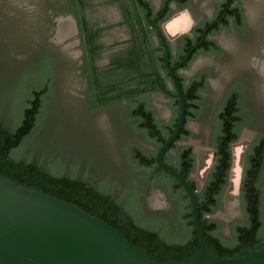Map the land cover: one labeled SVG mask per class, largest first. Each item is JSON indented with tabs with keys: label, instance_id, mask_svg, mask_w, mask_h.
Wrapping results in <instances>:
<instances>
[{
	"label": "trees",
	"instance_id": "1",
	"mask_svg": "<svg viewBox=\"0 0 264 264\" xmlns=\"http://www.w3.org/2000/svg\"><path fill=\"white\" fill-rule=\"evenodd\" d=\"M89 5L91 0L69 1V9L76 15L80 26L81 46L86 54L85 64L81 69L89 79L91 111H120L124 107V99L135 100L142 89L113 91L110 88L111 76L98 73L91 65L90 60L96 53V44L95 34L84 14L85 6ZM178 78L187 101L186 122L199 121L204 111L205 96L202 91L209 90L206 78H193L188 84L185 83L188 79L186 76ZM148 85L144 89L145 94L158 89L155 83L148 81ZM49 91L48 82H44L40 87L32 85L29 88L30 95H25L20 100L15 125L0 123V175L80 205L120 230L133 245L147 249L152 258H158L162 262L171 259L182 261L196 253L200 249V242L189 197L184 193L181 184L156 161V152L162 140L168 139L176 128L180 111L178 99L173 97L169 103L172 116L167 122L155 118V108L149 100L144 102V106L127 107L126 113L121 114L124 115L121 118L127 123L128 130L143 139L154 141L157 147L155 151L144 153V150L140 149L130 151L131 146H125L123 156L133 166V172H127L132 176V180L125 183L116 193L117 183L112 184L109 170L106 172L101 168L88 167L82 174L77 173L76 168L66 172L64 160L61 161L56 156L54 162L43 163L32 156L25 157L22 154L28 142L39 132L36 133V130L41 124L40 117ZM238 105V94H235L226 98L214 114L213 145L217 149V158L202 190L198 193L200 203L203 204L200 218L205 237L220 257L244 256L252 249L264 248V189L260 183L264 167L263 132L246 153L240 194L244 219L230 224L233 238L227 239L222 235L224 222L210 218L223 206V196L229 183L232 165L231 146L239 140L241 127L247 125L238 111ZM194 136L195 133L185 125L171 148L175 154L165 156V161L187 179H191L196 169V155L192 146L178 142L187 141ZM89 170L100 179L95 180V177L90 176ZM140 177L144 179L143 185L136 182V178ZM192 184L196 189L197 183L194 179ZM153 185L165 187L169 197L178 200V209L166 212L146 211L140 193L148 194ZM143 188L147 190L143 191Z\"/></svg>",
	"mask_w": 264,
	"mask_h": 264
},
{
	"label": "rangeland",
	"instance_id": "2",
	"mask_svg": "<svg viewBox=\"0 0 264 264\" xmlns=\"http://www.w3.org/2000/svg\"><path fill=\"white\" fill-rule=\"evenodd\" d=\"M215 1L202 0L197 7L198 13L211 8ZM245 2L248 29L252 37L228 35L225 39L226 55L203 59L194 71H208L212 78L203 101L201 119L188 124L195 136L183 143L193 147L196 159L199 154L198 172L195 169L192 178L200 185L213 160L211 150L216 149L213 145L214 113L227 89L242 79L248 81L244 94L245 105L259 118L243 129L240 141L235 143L233 150L236 161L242 156L247 142L246 153L260 133H264V73L256 68L257 59L264 58V0ZM59 4L60 0H0V123L14 126L20 100L30 95L29 88L32 85L40 87L48 82L50 91L45 97L40 117L43 126L41 121L36 130V133L39 132L28 142L22 154L43 163L54 162L58 157L64 160L66 172L76 168L79 174L88 167L104 170L117 168L124 160L126 143L131 147L142 148L144 141L138 134H128L125 121L117 113L119 110L92 113L89 79L80 70V45L74 42L77 37L75 33L59 37L60 21L54 19L61 16L70 22L66 16L71 14L62 13L61 10L51 11L57 9ZM96 14L93 9L91 16ZM187 22L190 23L187 14L181 15L171 24V34L180 29L179 24L185 26ZM159 105V113L167 118L169 113L166 107ZM121 112L125 114L126 108L123 107ZM240 169L241 165L236 162L232 171L234 178ZM92 172L89 170L90 175L97 177ZM260 183L264 189V167ZM160 188L148 195L147 204L157 210L164 207L177 209L178 200L169 198L173 204L168 205L164 187ZM225 192L222 208L210 218L224 222L222 235L232 239L230 224L244 219L239 198L241 188L239 197L232 191Z\"/></svg>",
	"mask_w": 264,
	"mask_h": 264
},
{
	"label": "flooded vegetation",
	"instance_id": "3",
	"mask_svg": "<svg viewBox=\"0 0 264 264\" xmlns=\"http://www.w3.org/2000/svg\"><path fill=\"white\" fill-rule=\"evenodd\" d=\"M69 1L70 0H60V6L51 11L57 12L61 10L62 13L69 12L71 14L66 16L68 17L66 19L70 20L71 23V30L70 33L67 34V37L73 33H75L77 37L74 42H78L80 45L78 60L80 70L82 71L81 66L85 64L86 54L81 46L82 36L80 26L76 15L69 9ZM147 1L149 3H147ZM245 1L246 0H216L211 8L198 13L197 7L202 0H91V5L85 6L84 8L86 21L95 34L96 53L90 60L91 65L96 68L98 73L109 74L111 76L110 88L113 91H118L120 89L129 91L133 88L142 89V92L135 100L129 98L124 99L122 105L126 109L133 105L144 106V102L149 100V103L155 108V118L158 121L167 122L172 116L169 103L173 97H177L173 95V93L176 92V87L166 62L165 43L169 48V64L174 68L177 79L179 80L178 77L184 75L188 78L185 81V83L188 84L193 78H198V80L206 78L205 81L210 88L212 82L210 73L205 70L198 73H194V71L199 61L226 55L227 48L225 39L228 35H237L240 37L251 36V32L248 29V13ZM93 9L97 13L95 16H91V11ZM186 12L189 15L190 23H185V26L179 24V26L180 29H184V31L189 26L188 30L174 39H171L167 34H171V31H173L171 29V18L176 16V18L174 17L175 21L181 15L186 14ZM50 17L51 20L54 21L55 19L57 22L65 20L61 16L60 18L56 17L54 19L52 16ZM164 25L167 27V33L165 31L166 28L164 29ZM158 30L162 32L165 41L162 40ZM172 34L174 33L172 32ZM196 45L197 47L190 52ZM189 53L190 56L187 61L181 64ZM263 60L264 58L261 60L257 59L256 65V68L262 73L264 72L260 69V64ZM148 81L152 84L155 83L158 89H153L150 93L147 92L145 94L144 89L149 86ZM247 82V80L242 79L235 85H231L227 89L221 103L225 102L226 98H231V96L238 94V111L244 122L249 125L250 123H255L259 116L257 113L254 114L250 108L245 105L244 94L247 88ZM206 93L207 91H202L204 96H206ZM159 104H163L166 107L169 113L167 118H164V116L159 113ZM117 113L120 117L124 116L121 115L124 114L121 110ZM125 124L129 134L131 131L128 130L127 123ZM188 124L189 122L186 124L187 128ZM247 125L241 127L240 137L243 129L246 128ZM159 135L161 138L160 133ZM142 140L144 141V147H130V151L140 149L144 150V153H147L148 151L156 150L157 146L154 141L143 138ZM184 142L178 143L183 144ZM126 144L129 145L128 142ZM172 146L165 153V156L167 154H175L174 150L171 149ZM194 151L193 149V153ZM123 159V162L118 164L120 165L119 167L105 170L106 172L108 170L110 171L112 175V184L113 182L117 183L116 193L122 189L125 183L132 180V176L127 174V172L132 171L133 166L125 157ZM98 179H100V177H95V180ZM192 179L191 175V181ZM136 182L143 185L144 179L142 177L136 178ZM155 189L159 190L161 188L158 185H153L148 194H144V192L140 193V199L146 211L166 212L178 209L173 210L170 207H164L157 210L147 204L148 195L151 192H155ZM146 190V188H143V191ZM164 194L167 204L172 205L173 202L172 200V203L169 202L170 197L165 187Z\"/></svg>",
	"mask_w": 264,
	"mask_h": 264
},
{
	"label": "water",
	"instance_id": "4",
	"mask_svg": "<svg viewBox=\"0 0 264 264\" xmlns=\"http://www.w3.org/2000/svg\"><path fill=\"white\" fill-rule=\"evenodd\" d=\"M186 14L188 15L187 12ZM188 19L190 21L189 15ZM185 31L177 35L166 33L174 39ZM158 33L165 41L162 32L158 30ZM165 47L166 62L176 87L173 95L179 101L180 111L176 128L168 139L163 140L156 154V161L181 184L184 193L188 195L200 249L182 261L171 259L162 262L158 258H152L147 249L133 245L120 230L80 205L0 175V264H264V248L252 249L244 256L220 257L207 242L200 218L203 204L200 203L198 193L216 162L217 149L211 150L214 160L203 183H197L196 189L193 188L191 179L185 178L164 159L165 153L176 142L187 123L186 97L174 68L169 64V48L166 43ZM196 47L197 45L190 52ZM189 56L190 53L181 64ZM238 141L231 146L232 165L228 185L231 183V171L236 162H239V197L248 142L242 156L236 161L233 147ZM196 165L198 172L199 154Z\"/></svg>",
	"mask_w": 264,
	"mask_h": 264
},
{
	"label": "bare ground",
	"instance_id": "5",
	"mask_svg": "<svg viewBox=\"0 0 264 264\" xmlns=\"http://www.w3.org/2000/svg\"><path fill=\"white\" fill-rule=\"evenodd\" d=\"M176 18V17H175ZM175 18H173L172 20H171V24H174V19ZM166 28V30H167V27H165ZM70 30H71V23L70 22H68L67 20H63V21H61L60 22V31H59V37H62V36H64L65 34H69L70 33ZM181 30V31H180ZM168 31V30H167ZM184 31V29H179L178 31H176V33H174V34H170V33H168V34H170V35H175V34H179V33H181V32H183ZM260 68H261V70L262 71H264V62H262L261 64H260ZM206 151H208V150H206ZM213 153V152H212ZM213 160H214V153H213ZM213 160H212V162H213ZM212 164V163H211ZM211 165H209V167H210ZM208 167V168H209ZM199 168V167H198ZM208 168H207V170H208ZM232 171H233V169H232ZM232 171H231V183L228 185V187H227V191H228V193H230L231 191L232 192H234V193H236V196H238V189H239V180H240V173L238 172V176L236 177V178H234L233 177V173H232ZM206 173H207V171H206ZM231 190V191H230ZM228 193H227V198H228Z\"/></svg>",
	"mask_w": 264,
	"mask_h": 264
}]
</instances>
